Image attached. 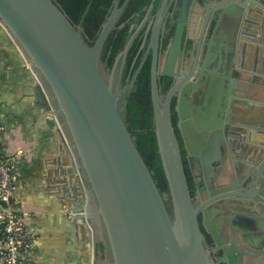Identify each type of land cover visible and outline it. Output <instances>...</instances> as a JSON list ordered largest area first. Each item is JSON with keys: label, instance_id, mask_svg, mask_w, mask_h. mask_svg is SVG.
Instances as JSON below:
<instances>
[{"label": "water", "instance_id": "1", "mask_svg": "<svg viewBox=\"0 0 264 264\" xmlns=\"http://www.w3.org/2000/svg\"><path fill=\"white\" fill-rule=\"evenodd\" d=\"M223 5L225 10H217L220 22L214 38L218 41L219 62L214 71L220 74L221 68L227 70L228 84L224 78H215L212 89L205 91L207 109L197 113L200 114L195 124L198 131L189 132L194 127L187 115L193 104L191 88L194 83L187 82L191 74L164 93L158 87L157 59L154 56L151 71L153 119L169 190L168 194H162L125 122L123 99L132 84L124 88L118 85L114 89L103 73L101 51L115 20L112 18L105 25L90 48L84 39L82 26L76 27L55 0H0V22L23 53L37 80L41 106L56 119L59 135L76 161V170L81 178L80 197L73 209L67 211L92 230V264L225 262V259L218 261L217 250L209 244L202 227L209 232L208 206L222 203L229 193L213 195L207 190L226 187L222 181L225 173L218 176V166L229 156L232 148L227 152L224 143L227 137L236 138L240 134L237 129L241 124L235 121L237 116L231 108H226L228 97L231 101L233 98L240 100L233 91L237 84L234 80L238 76L237 69H242L244 74L240 77L243 85L236 86L239 92L246 94L242 102L247 104L253 99V95L248 96L247 92L258 79L256 65L260 60L254 59V66L247 68L246 42L256 38L253 29L259 28V42L264 44V16L256 23L252 20L255 11L264 10V0H226ZM226 23L228 26L224 28ZM180 46L181 32L176 36L171 51H179ZM163 73H168V69L165 68ZM222 76L225 77L223 73ZM181 85L183 88L180 90ZM257 88L260 90L255 94L264 99V83ZM178 90V127L199 202L191 193L181 145L171 117L172 99ZM189 102L190 107L186 106ZM251 123V126L250 123L244 125L247 130L253 128L264 132V116ZM256 123L257 127H253ZM250 135L247 140L244 137L247 143L252 140ZM259 143L262 148L257 150L256 157L264 163V135ZM250 185L254 186V192L256 182ZM230 194L241 195L232 189ZM169 199L171 208L167 203ZM245 220L249 236H264L257 230L260 223L264 225V218Z\"/></svg>", "mask_w": 264, "mask_h": 264}, {"label": "flooded vegetation", "instance_id": "2", "mask_svg": "<svg viewBox=\"0 0 264 264\" xmlns=\"http://www.w3.org/2000/svg\"><path fill=\"white\" fill-rule=\"evenodd\" d=\"M55 1L57 2V0ZM225 1L83 0L85 8L79 13V24L76 25L75 22L78 20L79 14L74 12V7L69 5L67 14L76 27L82 26L84 39L90 48L97 41L105 25L112 18L115 20L114 27L101 51V63L105 78L114 89L118 85L120 88H124L132 84L131 89L126 91L123 102H125L127 94L135 89L142 72L146 71L149 73L151 99V71L155 55L158 70L157 82L160 91L163 90L164 93H167L191 74L187 82L194 83L191 88L193 104L190 107L191 103L189 102L186 106L192 108V110L187 111L188 120L194 124L193 129L189 130L192 133L193 130L198 131L195 124L196 117L200 114L197 113L207 109L204 102L205 91L212 89V81L215 78L226 80L228 76L227 70L224 71L222 68L220 74L214 71L219 62V58H217L218 41L214 38L220 22L217 10H225L226 6L223 5ZM262 15L264 16V10L258 9L252 15V20L256 23ZM225 19L227 18L225 17ZM227 26V23L224 24V28ZM180 32V49L179 51H171L173 42ZM213 39L214 43H212ZM215 43L217 45H214ZM165 68L168 69L166 74L163 73ZM226 68L229 69L228 66ZM222 73L225 77L222 76ZM236 73L238 76L234 80H237L236 86L238 88L243 85L240 83V77L244 74L242 69H237ZM227 82L228 79L226 84H228ZM259 84L257 79L255 86H252L251 90L247 92L248 96L253 95V99L247 104L242 102L245 100L246 94L239 92L236 86H233L235 96L241 102L240 100L235 101L233 97L232 101L230 100L231 97L227 99L224 97L228 107L222 105L224 108L233 110L237 116L235 121L241 125L240 129H237L240 134H237L236 138L227 137V142L224 143L225 149L228 152V148L229 150L232 148L231 151L233 152L230 151L229 156L227 155V158L218 166V176L225 173L222 181L226 187L220 189L214 187L213 190H207L213 195L229 193L222 203L208 206L206 216L209 232L202 227L209 244L217 250L218 261L225 259V262L220 264H264V242H261L263 240L256 239L260 238L259 235L256 238L249 236L245 230V219L264 218V163L257 158L256 154L259 148L247 146L252 143L260 147V140L253 142L255 136L253 134L251 137L244 126L246 121L245 113H243L245 108L252 106L251 101H263L258 94H255L256 90H260L257 88ZM182 88L181 85L180 90ZM180 90L172 99L171 117L181 145L187 177L190 175L193 183L190 188L191 193L195 201L199 202L194 177L188 165L184 140L178 127L180 115L177 107L179 106ZM187 98L189 97L187 96ZM182 106H185V102ZM257 125L254 124L253 127H257ZM248 135L252 138L249 144L244 140L245 136L247 140ZM251 182H256L254 192V186L250 185ZM231 189L232 192L237 191L241 195H231ZM203 197L206 199L205 192ZM200 220L202 223L203 214L200 215ZM260 225L263 224L260 223L257 230L264 233V225L263 227ZM101 249L104 250V247L101 246Z\"/></svg>", "mask_w": 264, "mask_h": 264}, {"label": "crops", "instance_id": "3", "mask_svg": "<svg viewBox=\"0 0 264 264\" xmlns=\"http://www.w3.org/2000/svg\"><path fill=\"white\" fill-rule=\"evenodd\" d=\"M253 30L256 38L246 42V66L253 67L256 58L261 61L256 75L263 84L264 44L259 42L261 30ZM37 84L23 53L0 22V147L11 153L32 150L19 165L15 200L17 208L31 214L30 225L37 236L34 259L40 264H92V230L67 213L80 197L76 161L59 135L56 119L41 106ZM262 100L251 101L252 106L243 110L246 124L264 116ZM248 132L254 134L253 142L264 135L253 128ZM247 146L262 148L252 143ZM256 239L264 242V237Z\"/></svg>", "mask_w": 264, "mask_h": 264}, {"label": "built area", "instance_id": "4", "mask_svg": "<svg viewBox=\"0 0 264 264\" xmlns=\"http://www.w3.org/2000/svg\"><path fill=\"white\" fill-rule=\"evenodd\" d=\"M31 154L30 149L11 153L0 147V264H40L34 259L37 236L30 225L31 214L17 208L15 200L19 165Z\"/></svg>", "mask_w": 264, "mask_h": 264}, {"label": "trees", "instance_id": "5", "mask_svg": "<svg viewBox=\"0 0 264 264\" xmlns=\"http://www.w3.org/2000/svg\"><path fill=\"white\" fill-rule=\"evenodd\" d=\"M57 2L68 18L70 17L69 14H67L69 5L74 7V12H77V14L85 8L83 0H57ZM79 18L80 14L78 15V20L75 21L76 25L79 24ZM70 21L73 23L71 19ZM73 24L75 25V23ZM123 114L127 128L139 152L143 156L160 192L162 194H168V184L162 167L155 133L148 71L142 72L135 89L127 94L124 102ZM189 176L188 183L191 188L193 183ZM167 203L171 208L170 199L167 200Z\"/></svg>", "mask_w": 264, "mask_h": 264}]
</instances>
